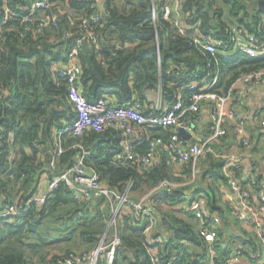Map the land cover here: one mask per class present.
<instances>
[{
    "label": "trees",
    "instance_id": "obj_1",
    "mask_svg": "<svg viewBox=\"0 0 264 264\" xmlns=\"http://www.w3.org/2000/svg\"><path fill=\"white\" fill-rule=\"evenodd\" d=\"M33 1L36 0H11L8 5L15 15L0 33V209L15 201H27L43 179L49 181L70 167L81 153L77 147L80 145L90 153L86 166L96 171L106 185L119 191L130 185V199L135 201L149 194L150 217L122 215L119 219L121 245L113 264H152L145 241V229L150 224L151 235L163 240L158 249L161 264H223L233 249H242L246 254L260 252L255 235L233 215L222 190L229 189L231 179L243 177L239 164L244 159L259 166L264 158V132L252 131L250 124L251 147L238 144L233 127L227 124V132L210 144L211 151L200 160L195 177L191 163L180 164L162 149L148 166L138 163V157L127 159L124 153L122 143L129 142L134 155H145L150 140L169 141L172 128L140 127L133 137L112 128L103 132L88 130L81 137L63 134L59 140L63 152L55 156L54 169L50 162L57 132L74 118L66 96V81L57 73L67 64L72 50L76 51L79 65L78 87L88 101L102 96L117 106L137 101L144 106L145 115L161 113L150 108L148 98L155 92L168 106L179 95L186 110L198 92V88L189 86L202 80L210 82L215 73L219 74L218 82L211 91L225 93L237 78L264 69V53L254 57L241 53L223 56L224 49L219 48L217 55L211 56L198 48L189 35H179L170 21L157 19L155 28L151 21L152 2L160 11L166 0H102L96 10L90 8L92 0H50L48 8L22 22ZM257 1L181 0L180 16L187 25L201 21L204 34L228 46L227 32L232 26L257 36L264 33V13L258 10ZM3 4L0 0V11ZM95 11L100 20L97 24L90 22L88 27L96 35L97 47L84 39L85 31L79 26ZM47 16H55L56 21L40 25ZM196 117L189 111L184 114L188 122ZM194 131L204 141L209 121L205 123L201 117ZM180 139L185 144L194 140ZM233 149H238V159L225 171ZM162 180L181 186L169 193L153 191ZM186 192L191 201L186 199ZM195 199L202 200L220 219L215 259H210L209 246L199 236L195 215L188 212L181 216L171 209L163 211L160 206ZM108 217L104 198L77 203L60 183L45 204L32 205L12 221L0 219V264H64L97 245ZM231 219L237 227L233 231ZM53 232L57 235L51 240ZM72 239L85 246L80 253L71 248L52 251L50 247ZM257 260L244 259L250 264Z\"/></svg>",
    "mask_w": 264,
    "mask_h": 264
},
{
    "label": "built area",
    "instance_id": "obj_2",
    "mask_svg": "<svg viewBox=\"0 0 264 264\" xmlns=\"http://www.w3.org/2000/svg\"><path fill=\"white\" fill-rule=\"evenodd\" d=\"M4 4L0 11V33L3 26L15 11L9 7L11 0H3ZM166 4L156 10V5H151V21L156 28L157 19L170 21L174 29L181 36L189 35L192 42L205 53L215 56L218 49L222 48L223 56L229 54L241 53L248 56H257L264 53V33L257 36L249 33L244 28L232 26L227 34L229 36L228 46L217 41L213 36L204 34L201 31V21L193 25H187L180 16L181 0H166ZM50 0H36L27 7L28 13L22 17V22H26L36 16V12L44 10L50 6ZM102 0H92L91 7L96 10L101 6ZM100 20L95 11L89 18L80 21V28L85 31L84 39L91 41L97 47L96 35L89 23L97 24ZM56 21L55 16H47L40 21V25H49ZM72 24V22H71ZM229 48V49H227ZM59 77L66 81L67 100L72 107L74 118L71 122L57 132L56 148L52 152L50 167L54 169L56 158L62 154L63 150L59 140L61 135L69 134L74 137H81L84 132L91 130L94 132H103L112 128L121 131L126 136L136 134L140 127L149 128H172L173 133L169 141L165 142L161 138H154L149 142V150L143 156L133 154L132 145L129 142L122 143L124 153L127 159L138 157V163L144 166L152 164L158 155V149L167 151L171 154L174 161L180 164L191 163L192 175L195 177L199 173L200 160L211 151L210 144L218 142L219 139L227 132L226 125L233 127V135L238 144L243 148L251 147V135L248 131L249 123L243 113L246 106V98L249 89L252 87L261 88L263 91V103L259 112L256 113L258 118V128L264 132V69L258 70L237 78L229 89L222 94L212 92L211 89L218 82V73H215L210 82L201 81L191 84L190 89L198 88L191 98V104L185 110L182 108L180 96L176 95V101L172 106L164 105L163 99L159 92L153 93V97L148 98L152 103L150 108L161 112L158 115L143 113L144 106L132 101L125 106L114 105L108 97L102 96L90 102L81 93L78 87L79 65L76 60V51L72 50L68 54V62L57 71ZM209 111V134L207 139L200 141L194 129L201 122L202 110ZM186 111L191 112L197 117L188 122L184 119ZM179 130H183L190 138L194 139L189 144H185L180 138ZM197 140V142L195 141ZM199 140V141H198ZM80 155L73 164L62 171L57 177L47 181L42 180L38 190L27 201L19 203L13 202L0 209V219L12 221L17 216L25 214L32 205L41 206L45 204L52 192L60 183L64 184L77 203H88L95 199L104 198L109 208V217L106 222V229L100 236L97 245L88 253L79 256H73L64 264H113L116 252L121 245V238L118 232V221L122 215H129L132 218L145 215L150 217L151 205L149 206L148 195H145L137 201L130 199L131 186L127 185L123 191L112 188L102 182L100 175L86 166L85 159L90 155L89 151L82 146ZM237 161L234 155L228 156L227 164L224 170L233 166ZM239 167L242 171V178L231 179L229 190L237 195L239 206L229 204L233 215L243 224L245 229L252 232L262 250L257 253L246 254L242 249L231 250L224 258L223 264H244V259H264V176L260 174L258 165H253L244 159ZM257 178V176H259ZM244 184V186L242 185ZM180 184L172 183L169 180H162L153 190H165L171 192L180 187ZM252 198V201L251 199ZM254 198L257 203H254ZM195 215L199 221V236L209 246L210 259H215L214 246L218 242V233L216 226L219 224V217L210 212L204 202L195 199L186 209ZM153 225L150 224L145 229V241L150 248L152 264H161V257L158 249L163 242L159 236H152ZM264 262V261H262ZM171 264V263H169ZM210 264H215L213 261Z\"/></svg>",
    "mask_w": 264,
    "mask_h": 264
},
{
    "label": "crops",
    "instance_id": "obj_3",
    "mask_svg": "<svg viewBox=\"0 0 264 264\" xmlns=\"http://www.w3.org/2000/svg\"><path fill=\"white\" fill-rule=\"evenodd\" d=\"M150 97H153V94H150ZM263 103V91L261 88L252 87L249 89L247 98H246V106L244 107L243 113L248 121V123L251 126L252 131H258L262 132L260 128H258V118L256 116V113L260 111ZM202 119L205 123L209 121V111L208 109L202 110ZM255 133V132H254ZM130 137H133L131 135ZM238 149H233L231 152V155H234L235 159H238L237 154ZM264 157V155H262ZM262 156L258 157L261 158ZM259 160V159H258ZM259 168H260V174L261 176H264V158H262L259 161ZM224 191L223 200L227 203L235 204L236 206H239V200L237 195H235L233 192H231L229 189H222ZM187 196L186 199L189 201L191 199L189 192H186ZM254 203H257V199L254 198ZM191 201V200H190ZM190 203H182L181 205H175V206H169L162 204L166 209H172L174 211H180L184 214L188 213L186 209L189 207ZM220 241V237L218 239ZM244 264H250L247 261L243 262Z\"/></svg>",
    "mask_w": 264,
    "mask_h": 264
},
{
    "label": "rangeland",
    "instance_id": "obj_4",
    "mask_svg": "<svg viewBox=\"0 0 264 264\" xmlns=\"http://www.w3.org/2000/svg\"><path fill=\"white\" fill-rule=\"evenodd\" d=\"M181 204L182 203H180L178 205H181ZM161 207H162V210L163 211H166V208H164L163 206H161ZM176 212H178V214L181 215V216H185V214L182 213V212H180V211H176ZM230 221H231L230 223H231V226H232L233 225V220L231 219ZM232 227L233 228H230L231 231H233L234 228H237L234 225ZM55 235H57L56 232H53L51 234V236H50L51 237V240H54V236ZM77 242L78 241H76V239H72V241L62 240L59 243H53L50 247H53L54 248V250H52V251H60V249L62 251L64 249L71 248L73 251H76V252L80 253V251L83 250L85 248V246L84 245H81V244H78ZM262 261H264V259L257 260L253 264H264V262H262ZM35 264H39V263H35Z\"/></svg>",
    "mask_w": 264,
    "mask_h": 264
},
{
    "label": "water",
    "instance_id": "obj_5",
    "mask_svg": "<svg viewBox=\"0 0 264 264\" xmlns=\"http://www.w3.org/2000/svg\"><path fill=\"white\" fill-rule=\"evenodd\" d=\"M257 8L259 11L264 13V0H258L257 1ZM211 22L213 23V21H211ZM179 135L181 137L186 138L187 140L190 138V136L187 133H185L183 130H179Z\"/></svg>",
    "mask_w": 264,
    "mask_h": 264
}]
</instances>
